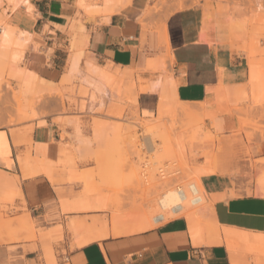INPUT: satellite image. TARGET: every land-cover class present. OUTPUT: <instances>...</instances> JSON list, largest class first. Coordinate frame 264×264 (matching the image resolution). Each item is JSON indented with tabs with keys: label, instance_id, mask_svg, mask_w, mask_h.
<instances>
[{
	"label": "crops",
	"instance_id": "obj_1",
	"mask_svg": "<svg viewBox=\"0 0 264 264\" xmlns=\"http://www.w3.org/2000/svg\"><path fill=\"white\" fill-rule=\"evenodd\" d=\"M75 1L30 0L33 17L22 13L9 24L29 35L13 86L29 75L58 85L78 68L81 95L66 102L68 115L55 113L46 99L33 120L0 125V264H264V140L236 166L196 168L211 222L194 243L184 218L130 234L105 232L103 206L86 201L97 194L94 165L78 160L86 144L61 138L63 130L73 134L72 118L90 134L93 114L110 104L94 87L125 73H132L145 120L157 116L162 88L181 105L213 110L220 68L228 98L243 96L250 73L231 53L229 16L196 6L146 18L150 0H136L105 22L81 25L72 21ZM14 53L17 62L21 52ZM92 79L94 86L86 82ZM250 85L262 98L261 82ZM217 122L222 132L233 128L229 116Z\"/></svg>",
	"mask_w": 264,
	"mask_h": 264
},
{
	"label": "rangeland",
	"instance_id": "obj_2",
	"mask_svg": "<svg viewBox=\"0 0 264 264\" xmlns=\"http://www.w3.org/2000/svg\"><path fill=\"white\" fill-rule=\"evenodd\" d=\"M135 1L131 0L124 10L131 8ZM150 2L151 6L145 10L150 11V16L146 18L153 15L166 17L173 11L196 6H203L209 15L216 12L229 16L231 53L242 63L247 78L253 71L260 73L264 89V0ZM8 4L6 0H0V17L6 14V23L11 25L14 16L26 12L23 8L13 12L12 6ZM78 6L81 10L77 9ZM105 10L102 1L85 0L77 3V6L75 1L72 21H78L81 25L105 22ZM33 13L26 14L33 17ZM216 30L220 40L224 36V25L216 27ZM27 50L28 47L14 50L21 52L17 62L12 61V51H0V125L15 126L33 120L37 116L35 109L47 100L55 113L68 115L70 109L65 107L66 102L71 106L74 102L70 98L81 95L75 86L81 82L78 68L69 76H65L66 71L59 84L54 85V91L47 94H39L33 87L26 88L19 82L13 86L11 81L17 80L19 64ZM89 75L93 78L90 72ZM123 75V78L110 77L107 79L109 83H104L98 90L94 87L102 97L110 100V104L93 114L90 134L83 131L77 118H72L73 134L63 130L61 135L62 139L86 144L87 150L80 152L83 155L78 160L82 164L94 165L91 171L97 182V194H86V201L92 206H103L100 210L103 213V228L110 233L114 225L124 231L149 216L151 209L143 201V194L149 192L148 188L160 176L165 179V183L164 187L153 193L157 199L165 192L166 183L167 188L184 186L191 177V169L203 166L216 172L223 161L236 166L243 157L249 160L254 148L264 140V136H261L264 134V94L257 99L249 81L243 86L244 95L237 99L230 100L227 96L222 98L217 95L215 108L209 112L205 111L204 104L195 107L177 103L171 91L162 88L157 116L145 120L139 117L138 90L132 73ZM94 81L86 82L94 86ZM105 90L109 91L108 95ZM142 113L146 114L145 108ZM223 116H229L233 125V128L224 132L218 130L220 123L217 122Z\"/></svg>",
	"mask_w": 264,
	"mask_h": 264
},
{
	"label": "bare ground",
	"instance_id": "obj_3",
	"mask_svg": "<svg viewBox=\"0 0 264 264\" xmlns=\"http://www.w3.org/2000/svg\"><path fill=\"white\" fill-rule=\"evenodd\" d=\"M6 1L12 6L11 11H13V12H15L19 8H23L26 13H28V14L33 13V7H32V4L30 3L29 0H6ZM84 1L85 0H77V3L84 2ZM98 1H102V3L104 4V6L106 8V10H105L106 15L104 16V20H108L109 17L115 13L123 12L124 8L128 4H130V2H131V0H98ZM142 2H144V1L142 0ZM78 9H80V6H78ZM146 16H150V11H146ZM7 17L8 16L6 14H5V16L1 15V17H0L1 18L0 19L1 20V23H0V51H2L4 53H11V51H12V55H13L12 61H13L14 59H16L15 58L16 55L14 53V50L18 49V48H20V49L23 48L24 45L28 41L29 35L23 31H20L17 27H13V26H10L9 24H7L6 23ZM144 19H145V17H144ZM170 20H172V19H170ZM142 27H143V29H146L147 25L145 23H142ZM166 35H167V33H166ZM162 36H163L164 41L167 42L166 37L164 35H162ZM13 48H14V50H13ZM219 72H220V84H219L220 86L215 93H216V95H218L219 97H222V98H224L225 96L228 97L227 90H226V87L224 85V81L226 79L225 70L220 68ZM29 76L30 77H27L24 81V85H23L24 87H26V88H32L33 87V90L34 89H35V91L37 90L39 92V94L40 93H46L47 94V93L54 91L53 87H55V86L53 84L46 83L45 81H42V80L38 81L32 75H29ZM261 78L262 77L258 71H253L250 73L249 82L251 84H253L255 82H262ZM260 91H261L260 96L263 97L264 89L262 88ZM160 110H162V109H160ZM159 114H160V112H159ZM161 115H158V116L160 117ZM37 116H39V115H37ZM189 173H190L191 177L184 186H181V187L177 186L175 188H167V183H166L165 192L162 194V196L160 198L157 199L156 194H153V193L157 189L164 187L163 183H165V182H163L165 179H163L162 176L159 175L161 178H158L156 183L155 184L153 183L154 185H152V187L150 185L151 188H148L149 192L147 194H143V195H145L144 196L145 199H143V201H145V204L151 209V213L149 214V216H147L142 221L138 220L139 221L138 223H135V222H137V221H135L134 222L135 224H133L132 228H129L127 226L128 228H125L124 231H120L119 227L117 225H114L113 226L114 227V233L116 235H122V234H127V233L132 232V231L134 232V231L152 229L154 227H157V226L163 224L164 222L168 221L169 219L171 220V219H175V218H184L188 224L189 232H190V235H191L193 242L198 243L199 238H200L199 236H200V233L202 231L203 226L209 228V223L211 222L210 214H209V200H208V196L206 195V193L204 192V190L200 184V181H199L200 173L196 169L195 170L191 169V172H189ZM149 174L151 175V173H149ZM147 181H148V179H147ZM137 183H139V182H137ZM143 185H144V183H143ZM139 187H140V185H139ZM144 197H142V198H144Z\"/></svg>",
	"mask_w": 264,
	"mask_h": 264
}]
</instances>
